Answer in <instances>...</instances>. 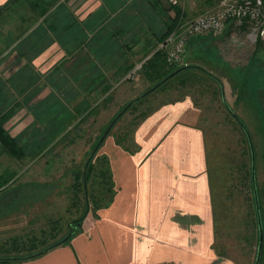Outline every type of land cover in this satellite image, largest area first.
Returning a JSON list of instances; mask_svg holds the SVG:
<instances>
[{
  "label": "rangeland",
  "instance_id": "rangeland-1",
  "mask_svg": "<svg viewBox=\"0 0 264 264\" xmlns=\"http://www.w3.org/2000/svg\"><path fill=\"white\" fill-rule=\"evenodd\" d=\"M24 1L9 6L5 10L7 12H3L6 13L3 20H0L3 33L8 31L9 25L5 26L7 22L3 23L8 21V16H12L11 20L17 21V18L24 20L27 16L41 13V11L33 12L30 3ZM97 1L101 0H55L46 4L45 12L41 13L53 18L52 23H49L52 43L45 47L41 42L39 47L42 52L52 50V68L65 67L69 84L62 80L52 83L51 87L45 85L34 88L35 94L40 96L36 100L42 101L37 104L34 113L31 111L32 105L21 101L19 104L4 103V111L0 105V112L5 116V119L0 121V131L11 141L16 151L20 147L23 150L21 153L17 151L18 157L11 155L0 141V166H3L4 172V176L0 179L11 177V180L7 181L8 185L3 188L5 190L2 192L0 190V258L30 255L32 252L28 250L33 243L37 246L36 250L51 245L71 232L74 233L75 227L69 224L82 214L95 212L93 214L95 215L100 210L97 208L107 202L108 195L99 191L100 182L96 180V176H92L85 186L84 184L82 186L81 176L93 148L100 142L102 135V138L106 136V138H114L117 144H122L129 150V154L137 155L138 147L133 142V135L141 122L161 106L174 101L182 102L186 97L185 99L192 102H189L190 106L194 107L199 115L197 126L203 134L205 156L204 176L201 175L199 178H202V182H205L204 178L207 180L210 211L208 216L205 213L208 208L207 199L200 197L201 201H196L199 216H177L174 220L179 219V222L188 228L198 225L195 231V235L199 236L198 241L209 240L210 229L213 245V204L220 205L223 199V207L217 210L221 215L219 225L221 240L218 247L221 256L216 255L212 248L213 253L221 260L211 264H225V260L228 264H254L255 247L247 248L245 243L237 242L236 235L231 233L230 226L223 220V216L228 211L223 198L225 190L223 166L230 151L238 154L240 134L229 118H226L220 95L212 94L217 90L215 88L217 85L213 81L204 82L186 76L182 79L187 80V85L180 86L174 78L172 79L174 81L169 80L163 87L135 103L115 122L117 115L131 101L149 91L153 84L148 88H138L132 84L128 86L127 81L117 79L116 84L111 82L112 86L107 88L103 87L106 81H102L99 89L90 84L85 85L84 89H79L77 86L75 69L71 68L74 49L71 50L70 46L75 42L76 37L84 36L86 41V37H91L88 32H99L91 43H101L107 48V44L111 42L107 40L108 28L97 31L104 24L103 21L92 24L88 18L98 8ZM110 1L114 2V7L121 6V8L126 3V0ZM181 1L176 0L175 6H179ZM157 3L163 4L165 8L172 6L169 0H158ZM82 5L85 9L80 12ZM215 8L216 5L204 13L212 12ZM115 9L118 11L120 8L115 7ZM179 10L182 12V8ZM125 11L123 10L122 14ZM102 14L96 16L94 22L102 18ZM193 16L194 14L181 18L183 22H188L197 17ZM91 24L92 29H88ZM15 26L19 27V24ZM15 26L11 28L15 29ZM16 31L20 32L18 28ZM22 34L23 31L19 33V37L23 36ZM207 36L212 35L195 37L189 42L190 44L188 43L189 45L187 44L182 66L199 64V67L208 72L214 67L223 73V77L213 74L220 81L223 80L225 96L222 95V98L226 97L228 104L234 107L235 112L254 136L257 151L255 179L260 189L264 191V65L262 64L264 44L261 43L262 47H257L258 43L243 46V50L235 43H228L227 46L223 43L222 62L217 49L205 45ZM9 41L11 40L7 38L1 40L5 49L12 47L13 43ZM12 42H16L15 39ZM27 43L26 40L21 41L12 50L17 52L26 50ZM62 44H66L65 49L61 48ZM257 49L260 50L263 58L254 54ZM157 50L162 52L160 48ZM55 54L57 57H54ZM117 60H120V57H117ZM128 62L130 63L131 59H128ZM120 63L121 61H117V66ZM25 65H28V61H25ZM54 78L53 74V80ZM12 83L16 84L14 81ZM13 84L9 83V86L5 85L0 89L6 99L9 95L13 96L14 101L18 100V96L23 98L27 96L30 88L14 87ZM96 90L100 93L97 94ZM91 91H94L93 95L90 94ZM81 92L85 95L84 100L83 103H78L77 94ZM125 94H130L131 98L123 99ZM257 114L260 118H256ZM100 152L97 151L94 159L99 157ZM6 173L7 177H5ZM76 175L79 176L78 181L81 184L78 190L75 189ZM202 182L199 185L204 189L205 184L203 185ZM81 231L82 226L78 233ZM223 252L226 257H223L225 256Z\"/></svg>",
  "mask_w": 264,
  "mask_h": 264
},
{
  "label": "crops",
  "instance_id": "crops-1",
  "mask_svg": "<svg viewBox=\"0 0 264 264\" xmlns=\"http://www.w3.org/2000/svg\"><path fill=\"white\" fill-rule=\"evenodd\" d=\"M26 1L33 12L41 11L43 14L45 5L53 0ZM182 1L179 6L165 8L163 4L157 3L158 0H126L122 8L115 6L120 8L118 11L113 1H97L98 8L88 18L92 24L103 21L104 24L97 31L108 28L107 40L111 42L107 48L101 43L93 44L91 41L95 40L99 32H88L91 37H86V41L84 36H78L70 45L71 50L74 49L71 68L75 69L79 89L89 84L99 89L102 81L107 82L103 84L107 88L112 86L111 82L116 84L117 79L138 88L154 85L156 81L152 80L143 66L158 51L164 35L178 22L176 11L182 8L184 18L192 14L197 16L218 3L216 0ZM9 2L0 0V20L6 15L3 12H7L5 10L9 6L25 1L15 0L4 8ZM83 7L80 12L85 9ZM123 10L126 11L122 14ZM41 13L27 16L24 20L17 18V21L8 16V21L3 22H7L5 26L9 25L6 33H3L0 21V89L9 86V83L13 84V81L16 82L12 85L14 87L30 88L26 97L18 96L15 101L12 95L6 99L0 90L2 111L4 103L19 104L21 101L32 105L31 111L34 113L37 104L42 102L36 100L40 96L35 94L34 88L45 85L51 87L52 83L62 80L69 84L65 67L52 68V50L42 52L39 47L41 42L45 47L52 43L50 24L53 18ZM101 13L103 17L94 22V18ZM13 24H19V27L13 29ZM92 24L88 29H92ZM17 28L23 31V36L19 37ZM233 31V27L228 26L221 35L206 37L205 45L216 48L222 62L223 43L226 46L228 43L233 44ZM5 38L13 43L11 48H4L1 40ZM14 39L17 43L12 42ZM25 40L28 42L26 50H12ZM61 48L65 49L66 44H62ZM257 50L254 54L263 58L264 53ZM126 58L131 59V62ZM25 61H28L27 66ZM117 61H121L119 66ZM134 69L138 71L133 80H127ZM210 69L211 74L223 77L219 69ZM90 94L93 95L94 91ZM129 95L125 94L123 99L131 98ZM84 96L83 92L77 94L78 103H83ZM185 98L182 102L174 101L161 106L141 122L133 135V142L138 147L137 155L129 154L126 147L106 136L98 151H101L99 156L106 157L109 163L114 186L112 202L95 215L88 214L82 223V231L69 244L38 258L10 264H211L221 260L213 253L210 229L209 240L198 241L199 236L195 235L198 225L188 228L179 219L174 220L177 216H199L196 201L202 199L200 197L207 199L205 213L208 216L210 211L207 180L204 178L205 182H202V178H199L205 172L204 139L197 126L199 115L190 106L189 102H192ZM3 119L5 116L0 112V121ZM2 176L3 166H0ZM200 182L205 184L204 189L200 187ZM224 262L228 264L227 260Z\"/></svg>",
  "mask_w": 264,
  "mask_h": 264
},
{
  "label": "trees",
  "instance_id": "trees-1",
  "mask_svg": "<svg viewBox=\"0 0 264 264\" xmlns=\"http://www.w3.org/2000/svg\"><path fill=\"white\" fill-rule=\"evenodd\" d=\"M15 0H10V2L4 7L6 8L10 3L14 2ZM55 1V0H53ZM220 1V0H216ZM52 2V1H51ZM183 13L178 10L176 11V20H180L181 17L183 18ZM178 23V22H177ZM177 23L171 27L168 32L164 35L162 40H164L175 28ZM262 47L261 43H258L257 47ZM264 47V46H263ZM143 68L147 71L149 75L152 76V80L156 81V83L147 91L145 94L141 95L140 97L134 99L133 102L126 110H122L118 115L117 118L114 119V122L119 119V116H122L130 107H132L135 103L139 102L141 99L145 98L148 96L150 93L153 91L160 89L163 87L169 80H177V84L180 86H186L187 85V80L182 79L184 77H189L191 76L195 80H202L204 82H207L205 80H208V82H214L217 87V90L213 91V95H220L221 99V104L223 106V111L225 112L226 118H229L231 123L235 126L236 130L239 131L240 134V140H239V152L236 155L235 153H232L230 151V155L227 156L226 158V164L223 166V171H225L223 183L225 185V190H224V203L225 206H228V211L225 213L226 215L223 216V220L227 222L226 225L230 226L232 230V234L236 235V241L237 242H242L245 243V247L253 248L255 247V257H254V262L256 258V252H257V246H258V227H257V217H256V209H255V201H254V195H253V187H252V177H251V149L249 146V141L247 138V135L244 131V128L247 130L249 137L251 139V144L253 147V152H254V161H255V176L257 172V166H256V148H255V142H254V136L252 133L249 131L247 125L243 122L241 117L235 112L234 107L230 106L225 99L227 105L224 104L222 95H224V90H223V81H220L216 78L215 75L211 74L210 72L204 70L202 67L199 66H194V65H189L185 64L184 66H169L165 62V53L164 51H157L150 59L146 61L144 64ZM180 68H184L181 72L176 74L170 79L163 81L166 79L169 75L174 73ZM227 73V72H225ZM228 74V73H227ZM226 74V75H227ZM229 75V74H228ZM172 80V81H174ZM219 81V82H218ZM198 82V81H196ZM221 82V83H220ZM236 91V89H235ZM225 96V95H224ZM226 98V97H225ZM130 102V103H131ZM129 103V104H130ZM128 104V105H129ZM127 105V106H128ZM126 106V107H127ZM259 117V114H257L256 118ZM255 118V117H254ZM260 118V117H259ZM243 126H242V125ZM1 128V126H0ZM260 128H258L259 130ZM262 131V129H261ZM263 133V131H262ZM105 135V134H104ZM103 137V135H102ZM99 139V143L95 145L93 148L92 154L90 155L88 161L86 162V167L84 171L82 172V186L86 185V183L92 178V176H96V180L100 182L99 184V191L104 194L108 195L107 202L101 206L98 207L97 210L106 208L113 200L114 196V186L112 182V177H111V172L109 168V163L104 156H97L96 159L95 155L97 151L99 150L101 144L103 143L104 138ZM0 141L3 143L5 148L7 149L9 154H13L18 157V152L21 153L23 151L20 147V149L17 151L15 150L16 148L14 145L9 141L4 136V133L0 131ZM16 152V153H15ZM21 156V154H20ZM93 159L95 162H93ZM8 174L6 173L5 177H7ZM76 175L75 180H76V186L75 189L78 190L80 187V182L78 181L79 176ZM257 178V177H256ZM11 180V177L6 178L5 180L0 179V190L1 192L5 189L8 183L7 181ZM257 186V196H258V203H259V208H260V214H261V220H262V227H263V233H264V191L260 189L258 182L256 183ZM223 188V185H222ZM223 202V199H222ZM218 204H213V215H212V221H213V232H214V240H213V245L212 248L216 255L221 256L219 252V243L221 240L220 236V213L217 211L218 208L220 209L223 207V203ZM95 212H93L94 214ZM89 213H84L82 214L77 220L72 221L69 225H73L76 229V231L71 234L67 235L63 239L48 245L44 246L41 249H37V246L34 245L33 243L32 247L29 248L28 251H31L32 253L30 255H25V256H19V257H4L0 258V263H5V264H10L14 262H24L28 260H32L35 258H38L51 250L64 246L69 244L70 240L79 232V229L82 226V223L86 216ZM230 233V234H231ZM20 250V249H16ZM225 255V252H223ZM223 257H226L223 256ZM259 264H264V238H263V246H262V252H261V257H260V262Z\"/></svg>",
  "mask_w": 264,
  "mask_h": 264
},
{
  "label": "built area",
  "instance_id": "built-area-1",
  "mask_svg": "<svg viewBox=\"0 0 264 264\" xmlns=\"http://www.w3.org/2000/svg\"><path fill=\"white\" fill-rule=\"evenodd\" d=\"M172 6L176 0H169ZM228 26L233 27V43L249 46L264 44V0H220L214 11L203 13L194 20L178 21L173 31L162 41L159 48L165 53L169 66H182L187 44L195 37L219 36ZM134 69L127 79H133Z\"/></svg>",
  "mask_w": 264,
  "mask_h": 264
},
{
  "label": "water",
  "instance_id": "water-1",
  "mask_svg": "<svg viewBox=\"0 0 264 264\" xmlns=\"http://www.w3.org/2000/svg\"><path fill=\"white\" fill-rule=\"evenodd\" d=\"M184 68H180L171 75H169L166 79H164L161 82H164L167 79L172 78L179 72H181ZM219 82V81H218ZM223 102L225 105L226 101L223 96ZM133 102H131L127 107H125L124 110H126ZM242 125V124H241ZM243 126V125H242ZM244 131L247 135L248 141H249V146L251 149V177H252V187H253V195H254V201H255V209H256V217H257V227H258V246H257V252H256V258L254 264H259L260 262V257H261V252H262V246H263V238H264V233H263V227H262V220H261V214H260V208H259V203H258V196H257V187H256V179H255V161H254V152H253V147L251 144V139L249 137V134L247 130L244 128Z\"/></svg>",
  "mask_w": 264,
  "mask_h": 264
}]
</instances>
